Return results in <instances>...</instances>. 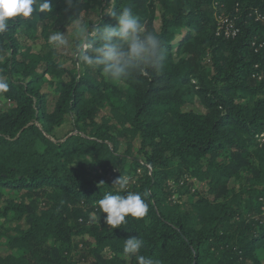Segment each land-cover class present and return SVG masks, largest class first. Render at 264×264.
Returning <instances> with one entry per match:
<instances>
[{"label":"trees","instance_id":"1","mask_svg":"<svg viewBox=\"0 0 264 264\" xmlns=\"http://www.w3.org/2000/svg\"><path fill=\"white\" fill-rule=\"evenodd\" d=\"M52 4L0 34V79L9 85L0 92V201L4 192L30 198L0 206V240L9 246L3 253L0 245V264H138L122 251L130 236L159 264H263L264 0H73L68 11L65 0ZM125 7L161 39L166 58L159 72L118 81L124 88L86 65L80 76L78 60L70 68L48 44L39 53L21 48L39 22L48 38L95 10L90 26L115 23L112 14ZM48 74L60 79L49 83L52 112ZM196 98L206 113L185 110ZM72 116L77 133L53 140ZM124 137L139 142L138 158L131 144L122 152ZM240 173L247 178L236 192L229 182ZM120 176H128L124 190L112 185ZM190 176L208 180L209 191L184 211L170 184L181 190ZM128 191L148 193V212L112 229L97 202ZM9 220L27 228L4 233Z\"/></svg>","mask_w":264,"mask_h":264},{"label":"clouds","instance_id":"2","mask_svg":"<svg viewBox=\"0 0 264 264\" xmlns=\"http://www.w3.org/2000/svg\"><path fill=\"white\" fill-rule=\"evenodd\" d=\"M65 11L73 6V0H65ZM33 5L36 6L34 9ZM52 0H0V34L9 30L14 18H29L34 11L48 12L52 10ZM115 23L94 24L88 27L77 26L74 49L79 64L91 70H99L112 81H121L138 74H146L148 70L159 72L165 61V48L161 39L153 32L146 31L139 17L131 7H125L113 13ZM54 48L68 45L64 32L56 31L48 37ZM8 83L0 79V92L8 91ZM127 178L120 176L113 181L119 189H126ZM148 193L120 192L105 193L98 202L104 223L112 229L126 223V217L143 218L148 212L146 197ZM143 241L130 236L124 241L123 254L134 256L138 264H159L152 258L140 255Z\"/></svg>","mask_w":264,"mask_h":264},{"label":"rangeland","instance_id":"3","mask_svg":"<svg viewBox=\"0 0 264 264\" xmlns=\"http://www.w3.org/2000/svg\"><path fill=\"white\" fill-rule=\"evenodd\" d=\"M100 11H93L91 16H86L83 20L77 21L76 23H74L73 25L67 27L66 29L63 30H58L61 32H64L69 43L68 45L61 47V48H54L51 44H49L48 38H46L44 35H42V29H43V22H39L36 24V26L34 27V30H31L30 32H24L20 38L21 40V48L22 50H32V52L34 53H39L41 51L44 50V47L46 46V44H48L52 50H55V52L60 55V60L61 61H66L67 65L70 68L74 67V61L77 60L76 56L73 54L74 53V49L77 46V42L75 39V34H76V30H77V26L79 25H83L85 27L90 26V22H96L99 17H100ZM218 20L219 23L222 24L224 22V18L221 16H218ZM161 10H159L158 15H157V20H156V28L159 31L161 29ZM56 31L51 32V34H53ZM50 34V35H51ZM185 36V31L184 30H180L178 31V36H177V40L174 42V45L177 44V42L183 37ZM46 41H48V43H46ZM180 50L176 47L174 48V54L175 57L178 58L177 54H179ZM76 67L78 68V72L79 75L82 76L83 74V70L82 64H79V62L77 61V65ZM40 72H42L40 70ZM100 79L102 78H106L104 75L99 77ZM59 77H57V74H48L45 76L44 82L46 83L44 88H43V92L47 94V101H48V111L52 112L54 109V105H55V101H56V92H55V87L54 86H50L49 83L53 82V83H58L59 81ZM113 84L115 85H119L122 86V84H120L117 81H112ZM0 109L1 110H5L6 109V100L2 97V95L0 94ZM186 111H194L196 113H206V110L204 109V107L201 105L200 101L196 98L194 99V101H190V103L187 104V106L185 107ZM104 115H107L111 118V114L109 112V109H105L104 110ZM74 122H75V117H68L66 119V122L57 127L53 133V135H51V138L53 140H58V141H62L65 140L66 138H68L69 136L76 134V130H75V126H74ZM264 135H262L259 139L260 142H263L264 140ZM132 145V148L130 149L131 152L133 153V157L138 158L139 157V147L140 144L138 141H132L130 137H124L121 139V148H122V152H126L128 150V146ZM125 178H127L128 180V176H126ZM246 175L245 174H239V175H235L234 177H232L230 179L229 182V187L231 188V190H234L236 192L240 191L243 186L245 185L246 182ZM186 181L189 182L187 183L188 185L186 187H183L181 190L174 186V187H170L173 190V195H172V200H174L175 203H177L178 205L181 206L182 210H186L188 204L197 199L199 196H203V195H207L208 191H209V184L210 182L207 181H199L196 177H187ZM5 197H4V201H0V206H4L6 205V201L12 199L15 200L17 202H28L30 201V198L27 195H22L19 192H4ZM13 220V219H11ZM9 220V221H11ZM4 222V221H2ZM1 222V226L3 228V232L4 233H13L14 231H16V229L19 228H27L25 222H6V223H2ZM0 245L4 246L1 248V252L3 253H7V251L9 250V246H8V242L5 239L0 240ZM258 256L260 258V260L262 261V263L264 264V250L258 252Z\"/></svg>","mask_w":264,"mask_h":264},{"label":"built area","instance_id":"4","mask_svg":"<svg viewBox=\"0 0 264 264\" xmlns=\"http://www.w3.org/2000/svg\"><path fill=\"white\" fill-rule=\"evenodd\" d=\"M183 184H184V181L182 180L180 185H183ZM170 185H171V187H174L173 184H170Z\"/></svg>","mask_w":264,"mask_h":264}]
</instances>
